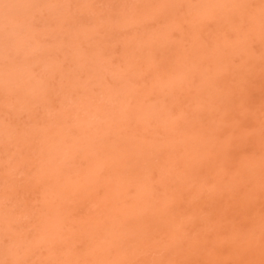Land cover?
I'll use <instances>...</instances> for the list:
<instances>
[{"label":"rangeland","instance_id":"374dc122","mask_svg":"<svg viewBox=\"0 0 264 264\" xmlns=\"http://www.w3.org/2000/svg\"><path fill=\"white\" fill-rule=\"evenodd\" d=\"M0 264H264V0H0Z\"/></svg>","mask_w":264,"mask_h":264}]
</instances>
